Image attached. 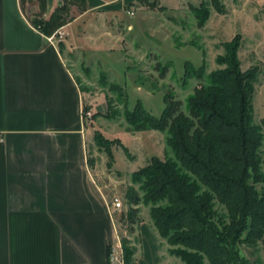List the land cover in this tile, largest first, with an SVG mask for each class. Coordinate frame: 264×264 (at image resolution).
I'll list each match as a JSON object with an SVG mask.
<instances>
[{
    "label": "crops",
    "instance_id": "1",
    "mask_svg": "<svg viewBox=\"0 0 264 264\" xmlns=\"http://www.w3.org/2000/svg\"><path fill=\"white\" fill-rule=\"evenodd\" d=\"M133 1L87 0L58 48L26 21L19 0H0V264H110L113 219L89 169L83 95L64 53L80 49L94 18ZM243 2L256 11L247 14L254 38H264V3ZM60 3L46 0L45 18ZM134 234V264H184L163 252L151 222L140 220Z\"/></svg>",
    "mask_w": 264,
    "mask_h": 264
},
{
    "label": "trees",
    "instance_id": "2",
    "mask_svg": "<svg viewBox=\"0 0 264 264\" xmlns=\"http://www.w3.org/2000/svg\"><path fill=\"white\" fill-rule=\"evenodd\" d=\"M138 2L150 9L157 3ZM200 3L198 8L191 6L199 28L209 19L208 8ZM211 3L217 6L220 2ZM45 5L46 0H19L26 21L45 37L89 9L87 0H61L45 18ZM239 40L225 47L224 55L217 58L223 68L211 72L206 82L195 88L187 99L186 112L170 92L163 97L165 107L158 118L146 112L140 102L125 112L128 132H168L166 146L173 154V158L162 160L152 156L146 166L135 171L133 183L140 184L142 195L132 187L126 190L131 207L127 233L134 234L140 222L137 206H150L154 229L172 247L169 253L184 264H237V244L249 245L251 238L264 251V191L259 194L253 186L264 181V176L260 178L264 160L259 153L263 137L251 115L259 69L241 73ZM57 46L62 48L63 43ZM203 76L199 72L196 78L203 80ZM109 90L123 95L118 85H109ZM123 105L126 108V100ZM107 106L104 117L111 119L109 103ZM98 137L95 144L105 149L112 165L111 144L104 146ZM120 145L129 156L128 149ZM250 179L252 184H248ZM216 202L225 207V214L217 215ZM129 244L127 238L121 240L123 262L134 264L136 249Z\"/></svg>",
    "mask_w": 264,
    "mask_h": 264
},
{
    "label": "rangeland",
    "instance_id": "3",
    "mask_svg": "<svg viewBox=\"0 0 264 264\" xmlns=\"http://www.w3.org/2000/svg\"><path fill=\"white\" fill-rule=\"evenodd\" d=\"M148 1L157 2L155 9L135 0L121 10L110 8L106 18L98 15L93 19V28L82 34L88 39L81 41L80 49L64 53L66 64L82 92V107L91 112L90 119L85 120L89 169L106 192L107 204L118 198L123 205L113 218L120 247L123 238L129 240V246L138 244L136 235L127 233L126 224L131 209L127 203V188L132 187L142 195L140 184L133 183L135 171L146 166L152 156L160 160L173 158L166 146L168 132H128L124 118L126 110L132 111L140 102L146 112L158 118L165 107L163 97L170 92L186 112L189 96L206 82L211 72L223 68L217 64V58L223 56L225 47L238 37L241 73L254 67L259 69L251 99V115L252 122L261 129L263 138L259 153L264 160V38L255 39L259 35L250 27L247 14L256 12L254 5L243 0H218L217 6H213L211 0ZM253 1L264 3L263 0ZM200 2L205 3L209 11V19L201 28L191 11V6L198 8ZM257 14L260 20L264 7L258 9ZM163 67L165 70L161 74ZM199 72L204 75L203 80L196 78ZM111 84L120 86L123 95L109 90ZM107 102L111 107V119L104 117L108 112ZM96 136L104 146L111 144L114 164L111 165L105 149L95 144ZM120 144L128 149L129 156L124 154ZM260 172L262 178L263 166ZM248 184H252V179ZM253 186L259 194L264 191V181L258 180ZM137 207L139 219L151 222L153 227L150 206L140 204ZM214 209L217 215L226 212L217 202ZM251 239L247 241L249 245L237 244V264H264L263 246ZM160 246L168 253L172 248L163 239ZM123 257L122 248V260Z\"/></svg>",
    "mask_w": 264,
    "mask_h": 264
},
{
    "label": "built area",
    "instance_id": "4",
    "mask_svg": "<svg viewBox=\"0 0 264 264\" xmlns=\"http://www.w3.org/2000/svg\"><path fill=\"white\" fill-rule=\"evenodd\" d=\"M65 37V34L60 30H58L56 33H54L52 36L48 37V41L50 42H60ZM91 112L85 111L84 108L82 110L81 119L85 125V120L90 119ZM3 142V138L0 137V143ZM110 207V215L111 218H114V214L116 212H121L123 205L121 204L120 200L118 198H113L109 204ZM113 229L115 234V240L111 242L108 246V256L107 261L110 264H124L122 260V248L120 247V239L118 236V233L116 231V223L115 219H113Z\"/></svg>",
    "mask_w": 264,
    "mask_h": 264
}]
</instances>
